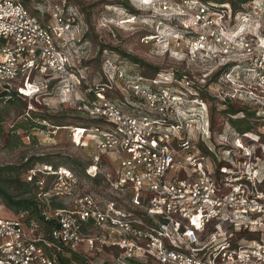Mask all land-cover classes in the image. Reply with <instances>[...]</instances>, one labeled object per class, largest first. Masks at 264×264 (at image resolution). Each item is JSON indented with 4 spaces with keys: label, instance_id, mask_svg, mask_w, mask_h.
Instances as JSON below:
<instances>
[{
    "label": "built area",
    "instance_id": "2783aa9c",
    "mask_svg": "<svg viewBox=\"0 0 264 264\" xmlns=\"http://www.w3.org/2000/svg\"><path fill=\"white\" fill-rule=\"evenodd\" d=\"M45 1L55 20L52 27L44 26L24 0H0V90L32 97L50 93L55 81L70 100H80L95 124L67 129L74 138L87 132L96 137L86 172L91 178L103 175L107 197L77 193L78 176L68 167L44 164L31 169L28 178L38 177L40 198L76 197L70 207L49 214L59 224L53 232L55 243L45 241L33 221L29 228L23 214L0 216V264H60L47 248L76 253L82 243L91 252L119 248L120 256L111 264H131L130 259L142 264H264V169L251 146L236 138L233 156L219 157L217 173L226 179L217 188L200 141L201 132L207 131L201 116L193 113L199 97L191 98L193 106L185 110L182 95L156 88L160 82L155 79L129 78L119 69V79L135 98L129 107L122 105L129 111L123 110L110 84L98 88L90 83L81 66L85 58L71 49L73 42L82 46L80 19L64 13V0ZM163 8L173 9L178 17L192 13L190 20H181V31L175 34L192 60L204 64L246 57L247 62L236 64L224 80L248 86L256 111L264 113V34L229 35L227 10L211 15L197 0L168 1ZM263 8L255 1L250 16H258ZM194 29L201 32L190 35ZM108 154L114 161L105 158ZM177 167L192 174L173 175ZM49 175L52 183L45 189ZM93 228L108 235L98 237Z\"/></svg>",
    "mask_w": 264,
    "mask_h": 264
},
{
    "label": "rangeland",
    "instance_id": "374dc122",
    "mask_svg": "<svg viewBox=\"0 0 264 264\" xmlns=\"http://www.w3.org/2000/svg\"><path fill=\"white\" fill-rule=\"evenodd\" d=\"M130 1V6L139 12L135 18H133L134 14H130L128 9L115 3V0H64V2L69 5V12L79 13L82 17V24L85 23L84 18H86L85 20H87L89 27L92 28V34L90 35L92 41H83L81 48L78 43L73 42L71 43V49L76 56L79 54L85 56V60L89 62V74L90 72L94 73L92 79L95 81L97 87L100 88L105 86L103 82L110 84V86H112L110 92L114 97V101L117 103V101L119 102L122 100L124 103L121 104H125V107H129L127 104L130 105L134 99H132L127 91L129 88L125 87L123 81L119 79L118 70L121 69L126 73L135 70V72L139 74L138 76H132L134 79H145L143 77V72L146 71L143 70L142 72L140 68L132 65V63L124 58L119 57L115 50L132 54L160 68V73L152 77V80L155 79L160 82L156 88L167 87L173 92L182 95L184 97L182 108L185 110L193 106L191 104V98L199 97V101L201 102L199 103L200 106L198 108L196 107L193 113L201 116L200 119L205 125L207 134L205 131L201 132V136L204 138L202 140L199 139L198 132L196 135L202 142L205 158L211 165L210 170L213 172L218 188V184H222L226 179L222 177L221 174L217 173L219 157L228 154L232 157L233 150L231 148L234 147V144L225 139L229 137L228 126L226 124L228 113L215 114L214 107H221L223 99L231 95H234L233 99H231L233 103H244V101L253 102V100L249 99L250 95L247 91L249 89L246 90L248 86L239 85L238 82L234 84L228 83L224 80V78L226 79V75L231 73L236 64L245 63L247 59L244 56H235L232 58H220V60L212 63H198L201 61L199 59L196 61L192 60L186 54V46H184V43L180 42L177 35H175L177 32L181 31L178 28L180 27L181 20H190L192 18V13H187L188 15L183 13L185 15L182 14L183 16H180L178 20V16L174 15L173 9L165 10V8H163V5L168 1L173 4L179 3L181 0ZM256 2L257 4H263L264 7V0H256ZM26 3L30 10L38 16L40 22L44 26L52 27L55 25V20L51 17V6L47 1L27 0ZM206 8L211 15H214V10L208 7ZM199 32H201L199 29H194L192 32L188 33L194 35ZM257 32L264 34V8L263 12L258 16L250 17L243 23H239V26H232L229 30V35L253 37L254 33ZM82 34L83 32L81 35ZM102 46H105V50L103 53H99ZM99 54H102V61ZM221 67L227 68L220 74L218 83H211L210 80L213 78V74L221 69ZM178 75L182 77L186 76V79L180 80L178 79ZM141 82L144 83V81ZM248 82H250V80H248ZM193 85H196L197 89ZM59 88L60 85L52 91L53 94L51 92H43L37 96H32L30 100L20 102L21 108H18V105L15 104L0 102V109L5 110L4 121L0 125L4 132L0 137V184H7L9 186L11 181H15L16 179L21 180V178H23L25 166H27L26 164L34 168H40L44 164H49L54 167L65 166L75 171L79 179L77 193L92 192L100 197H107V188L103 175L100 174L96 178H91L86 172V168L94 154L96 137L93 133L87 132L81 137L78 135L74 138L72 130L65 128L81 126L91 127L95 124V119L91 117L88 108L84 107L83 104L80 103V100H70L69 97L63 94L61 88ZM240 91L243 93H240ZM205 94L209 95L213 101L208 100ZM239 94H242V99H239ZM245 98H247V100H245ZM254 106H256V104ZM33 108H35L37 112H43L42 117L47 118L46 121H43L46 127L39 128L38 131H32V133L34 132V134H36V140L30 137L28 138L25 130L16 129L13 131L15 126L25 122L24 112ZM124 109L127 112L129 111L127 108ZM257 112L258 111H256V115ZM262 112L263 110L259 109V114L257 116L264 118V113ZM212 118L215 120L213 129L211 127ZM52 123L64 127L59 130L54 129L51 128L54 126ZM101 124L103 125L104 122ZM253 124H255V122ZM45 128H48L50 132L47 134L41 133V130ZM195 129L198 130V123ZM10 130H12L11 133L15 134L16 137H13L9 144L8 131ZM258 131V127H256L254 131L240 134L238 138H241L242 142L247 146H251L255 157L259 160L258 162H260V165L264 169V137L259 135ZM194 135L195 131H191L190 137L194 138ZM105 158L108 161H114L113 159L115 156L113 154H108ZM103 164L105 167L106 162ZM11 166H15L16 168L10 169ZM104 167L102 169H104ZM17 168L20 172V177L18 178L17 176L14 179L10 178L7 175L9 174V170L16 172ZM187 170V168L177 167L171 170V172L174 173L173 175L185 177ZM52 179V175L46 177L45 189H50ZM15 186L16 184L13 189L16 188ZM222 191L223 190L218 189L217 192L221 193ZM75 197L76 195L72 197H62L56 200L64 204V207H70ZM0 216H18L6 207L2 197H0ZM32 221V223L36 225L35 228L38 234L44 237V231L39 226V223L34 219H32ZM26 225L30 228L32 224L26 223ZM92 231L98 237L108 235L105 230L93 228ZM206 233H209V231ZM99 244L101 243H97L100 247ZM88 249L87 243H82L76 254L87 259L90 264H102V257L104 254L100 256L96 254L93 255L95 252H91Z\"/></svg>",
    "mask_w": 264,
    "mask_h": 264
},
{
    "label": "trees",
    "instance_id": "16d2710c",
    "mask_svg": "<svg viewBox=\"0 0 264 264\" xmlns=\"http://www.w3.org/2000/svg\"><path fill=\"white\" fill-rule=\"evenodd\" d=\"M63 1V0H61ZM200 2V4L210 8L214 11H220L221 9H226L228 12V18L226 19V25L228 29L230 30L232 26L238 25L239 23H243L245 19H249L250 16L249 10L251 4H253L256 0H197ZM27 0H25V3ZM68 3V1H67ZM65 3L64 7V13L65 14H72L75 15L80 21H82L81 15L76 12H69V5ZM115 3L120 4L123 8L128 9V12L130 14H134L133 16L138 15V10L135 8H132L130 6L131 1L130 0H115ZM27 5V3H26ZM179 20V17H177ZM85 23L82 24L83 27V34H82V42L86 40H91L90 35L92 34V28L89 27V24L87 20H85ZM180 29V27H178ZM105 50V46H102L99 50V53H103ZM117 51L116 54L119 55V57L124 58L125 60L132 63V65H135L137 68H140L143 72L145 70L146 72H143V77L146 80H152L153 76H156L160 73V68H157L156 66H153L152 64L145 62V60L138 58L137 56H134L132 54L123 53L120 50ZM85 57V56H83ZM99 57L102 61V54H99ZM81 66L86 69L90 83L95 84V81L92 79L93 74H89V62L85 60ZM229 66V65H228ZM227 66V67H228ZM227 67H224L219 69L215 74H213V78H211V83H218V78L222 72H224V69ZM229 68V67H228ZM139 73H136L135 70L131 72H127V76L129 78H133L132 76H138ZM102 75V74H101ZM187 75V74H186ZM188 76V75H187ZM104 79V78H102ZM178 79L182 80L184 79V76L178 75ZM102 82V81H101ZM100 83V82H99ZM102 84V83H101ZM105 84V82H103ZM124 84V82H123ZM100 85V84H99ZM59 86L55 81H53L50 84L51 93L53 94V90ZM196 89L197 86L193 85ZM125 87H127L125 85ZM129 88V87H128ZM60 89V88H59ZM62 90V89H61ZM129 94L131 95L132 99V91L129 88L127 90ZM63 92V91H62ZM64 94V93H63ZM208 100H211V97L207 94H205ZM32 97L24 96L23 94H20L17 90H0V102H4L6 104H15L18 105V108H21L20 102L30 100ZM114 99V98H113ZM232 100L226 99L223 101L221 107H214L216 113H228V117L226 118V124L228 126V134L229 137L225 138L229 142H233L240 134H244L250 131H254L256 127H258L259 135H262L264 137V118H260L256 115V107L254 106L253 102H245L244 103H233ZM118 105L125 110L124 106H122L121 103H124L121 101H117ZM254 108V110H253ZM5 110L0 109V125L4 121V114ZM43 112H37L35 108L29 109L27 112H24V120L25 122H22L15 126L13 129H22L26 131V136L28 138H32L36 140V134L32 131H38L39 128L46 127L45 124H43V121H46L47 118L42 117ZM255 122V124H253ZM54 126H61L59 124L52 123ZM215 120L212 118L211 127L214 128ZM12 130L9 132L8 137V143H11V139L13 137H16L15 134L11 133ZM3 128L0 126V137L3 135ZM235 133V134H234ZM32 135V136H31ZM10 141V142H9ZM25 171L23 173V178L21 180H15L11 181L9 183V186L7 184L2 185L0 184V197L4 199V204L7 208L12 210L16 215H25V221L27 223H30L32 219L36 220L39 223V226L44 231V240L50 243H55V239L53 237V232L59 228V224L56 220L49 218V214L52 213L54 210L59 208H64V204H61L57 202L56 198H50L49 200H44L40 198L38 195L40 193V188L37 185L38 177H33L32 179L28 178L29 171L33 169L34 167L28 166L26 164ZM56 167V166H55ZM16 168L15 166H11L10 169ZM15 174V175H14ZM10 178L14 179L18 176L20 177V172L17 171L14 172L13 170H9V174H7ZM1 177V174H0ZM16 184V188H14V185ZM12 188V189H11ZM27 215V216H26ZM51 254H56L57 259L60 264H90V262L79 256L76 253H72L67 249H63L58 251L56 247L47 248ZM121 251L119 248L112 246L108 249L103 250L97 249L96 252L93 255H103L102 259L104 260L103 264H111L117 260V257L120 256ZM129 262L131 264H142L140 261L130 259ZM148 264H156L153 261H148Z\"/></svg>",
    "mask_w": 264,
    "mask_h": 264
},
{
    "label": "crops",
    "instance_id": "0c3cea01",
    "mask_svg": "<svg viewBox=\"0 0 264 264\" xmlns=\"http://www.w3.org/2000/svg\"><path fill=\"white\" fill-rule=\"evenodd\" d=\"M110 162V161H109ZM111 166H114V165H111ZM188 169V168H187ZM189 174H192V170L188 169L186 174L185 175H189Z\"/></svg>",
    "mask_w": 264,
    "mask_h": 264
},
{
    "label": "bare ground",
    "instance_id": "6f19581e",
    "mask_svg": "<svg viewBox=\"0 0 264 264\" xmlns=\"http://www.w3.org/2000/svg\"><path fill=\"white\" fill-rule=\"evenodd\" d=\"M65 128H68V127H65Z\"/></svg>",
    "mask_w": 264,
    "mask_h": 264
}]
</instances>
